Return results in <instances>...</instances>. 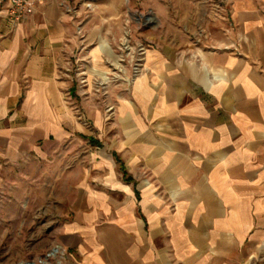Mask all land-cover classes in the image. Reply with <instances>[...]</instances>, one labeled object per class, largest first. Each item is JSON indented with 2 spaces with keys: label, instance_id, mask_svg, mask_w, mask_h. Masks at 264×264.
<instances>
[{
  "label": "crops",
  "instance_id": "0c3cea01",
  "mask_svg": "<svg viewBox=\"0 0 264 264\" xmlns=\"http://www.w3.org/2000/svg\"><path fill=\"white\" fill-rule=\"evenodd\" d=\"M43 10L11 25L0 4V194L72 183L56 264H243L264 243V0H229L208 46H147L115 92L107 47Z\"/></svg>",
  "mask_w": 264,
  "mask_h": 264
},
{
  "label": "rangeland",
  "instance_id": "374dc122",
  "mask_svg": "<svg viewBox=\"0 0 264 264\" xmlns=\"http://www.w3.org/2000/svg\"><path fill=\"white\" fill-rule=\"evenodd\" d=\"M49 8L63 16L81 47H107L114 92L135 74L147 46L167 44L183 52L208 46L229 17V0H37L34 13ZM84 61L77 67L84 70ZM71 184L35 178L0 194V264H56L60 251L48 255L58 250L59 226L74 201ZM243 264H264V243Z\"/></svg>",
  "mask_w": 264,
  "mask_h": 264
},
{
  "label": "built area",
  "instance_id": "2783aa9c",
  "mask_svg": "<svg viewBox=\"0 0 264 264\" xmlns=\"http://www.w3.org/2000/svg\"><path fill=\"white\" fill-rule=\"evenodd\" d=\"M5 5L6 18L11 25H15L27 15L34 13L37 0H0ZM137 70L135 71V73Z\"/></svg>",
  "mask_w": 264,
  "mask_h": 264
},
{
  "label": "bare ground",
  "instance_id": "6f19581e",
  "mask_svg": "<svg viewBox=\"0 0 264 264\" xmlns=\"http://www.w3.org/2000/svg\"><path fill=\"white\" fill-rule=\"evenodd\" d=\"M56 252H57V250H56V249H54L52 252H50V253H49V255H48V256H53V255H55V254H56ZM28 264H32V263H28Z\"/></svg>",
  "mask_w": 264,
  "mask_h": 264
}]
</instances>
